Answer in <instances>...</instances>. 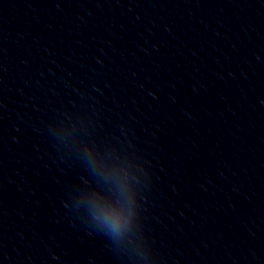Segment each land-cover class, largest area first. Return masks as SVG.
Here are the masks:
<instances>
[{
	"label": "water",
	"instance_id": "obj_1",
	"mask_svg": "<svg viewBox=\"0 0 264 264\" xmlns=\"http://www.w3.org/2000/svg\"><path fill=\"white\" fill-rule=\"evenodd\" d=\"M0 264H264V0H0Z\"/></svg>",
	"mask_w": 264,
	"mask_h": 264
},
{
	"label": "clouds",
	"instance_id": "obj_2",
	"mask_svg": "<svg viewBox=\"0 0 264 264\" xmlns=\"http://www.w3.org/2000/svg\"><path fill=\"white\" fill-rule=\"evenodd\" d=\"M97 218L114 232L119 231L122 227V219L119 216L102 213Z\"/></svg>",
	"mask_w": 264,
	"mask_h": 264
}]
</instances>
